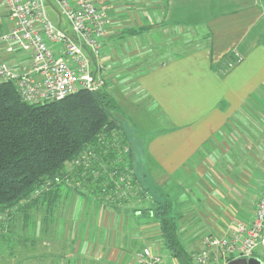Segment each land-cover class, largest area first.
Returning <instances> with one entry per match:
<instances>
[{
    "label": "crops",
    "instance_id": "0c3cea01",
    "mask_svg": "<svg viewBox=\"0 0 264 264\" xmlns=\"http://www.w3.org/2000/svg\"><path fill=\"white\" fill-rule=\"evenodd\" d=\"M100 1L112 21L102 60L109 67V94L112 98L120 95L134 70L143 68L136 89L157 106L170 127L149 140L150 155L144 160L151 165H146L145 172L150 173L153 166L160 170L157 175L150 173L158 191L174 187L188 201L190 195L208 201L202 219L200 214L196 219L190 216L193 221L186 219L196 209L189 201L179 220L185 224L179 226L180 240L193 256L203 238L198 234L223 235L238 223L251 225L264 188V0ZM9 26L0 1V37L9 32ZM154 32L162 42L167 41L155 60L147 54L155 45L148 41ZM196 32L204 34L196 39ZM179 45L184 51L178 50ZM0 61L16 62L1 45ZM139 197L150 199L143 193ZM110 210L81 220L73 239L67 238L68 228L60 241L51 242L49 236L47 241L53 246L46 254L50 255L49 250H75L58 254L62 264L67 263V255L75 264H133L136 254L146 248L155 250L147 247L153 241L145 234L138 232L137 238L127 235L129 223L140 222L139 213L120 216ZM199 218L201 229L191 230L190 223ZM0 220L2 233L17 229L21 216ZM86 222L93 224L88 231L83 229ZM117 222L126 225L120 227ZM158 234L152 244L167 250L161 230ZM14 251L5 252L12 255ZM171 260V264H179L173 257ZM211 264H217L215 258Z\"/></svg>",
    "mask_w": 264,
    "mask_h": 264
},
{
    "label": "trees",
    "instance_id": "16d2710c",
    "mask_svg": "<svg viewBox=\"0 0 264 264\" xmlns=\"http://www.w3.org/2000/svg\"><path fill=\"white\" fill-rule=\"evenodd\" d=\"M111 97L105 89L96 93L82 91L60 101L30 105L22 101L13 82L0 86L1 215L12 214L16 209L26 212L37 206L39 197L34 196L40 191L45 192L42 200L45 203L57 202L62 183L70 178L68 166L72 164L78 165V182L85 185L89 197L98 193L99 199L105 201L115 192L119 183L115 179L121 175L107 167L109 160L113 162L121 156L122 148L129 143L125 127L111 111L117 107ZM120 136L124 139L122 148ZM86 158L89 163L84 162ZM99 158L103 162L108 160L107 173L108 170L116 173L114 181L102 176L105 172ZM98 168L102 177L96 180L91 175ZM125 185L135 189L136 182L125 178L121 187ZM77 192L84 198L80 189ZM142 193L152 197V210L148 214L156 213L164 245L171 256L179 264H196L180 240L179 220L183 214L175 213L169 193L163 191L159 197L149 185ZM108 208L114 209L113 205Z\"/></svg>",
    "mask_w": 264,
    "mask_h": 264
},
{
    "label": "built area",
    "instance_id": "2783aa9c",
    "mask_svg": "<svg viewBox=\"0 0 264 264\" xmlns=\"http://www.w3.org/2000/svg\"><path fill=\"white\" fill-rule=\"evenodd\" d=\"M0 1L11 24L0 44L14 60L20 59L18 65L0 64V86L13 82L22 101L30 105L104 90L108 76L103 47L112 21L100 0ZM47 5L66 19L69 29L51 22ZM119 194L125 197L127 190ZM256 205L251 225L238 223L226 234L203 237L192 256L194 262L211 264L215 258L217 264H230L253 258L257 249L264 248V188ZM133 260V264H165L150 248Z\"/></svg>",
    "mask_w": 264,
    "mask_h": 264
},
{
    "label": "rangeland",
    "instance_id": "374dc122",
    "mask_svg": "<svg viewBox=\"0 0 264 264\" xmlns=\"http://www.w3.org/2000/svg\"><path fill=\"white\" fill-rule=\"evenodd\" d=\"M46 13L54 25L59 26V24L62 23L61 25H63V27H65L66 29L69 28L68 25L69 23L66 21V19L60 16L58 13H56L55 9L52 6L50 5L46 6ZM196 33H197L196 39H199L201 35L204 34V32H196ZM161 40L162 39L159 37V34L157 32L150 34L148 41H150L151 44L152 43L155 44L154 48L153 47L150 48L149 49L150 51L147 52L148 56H150L151 59L157 57L156 53L159 52L160 49L161 50L164 49L165 46L162 48L161 45L167 44V41L162 42ZM179 46L181 47H179L178 50L184 51L182 45ZM169 52L170 51L168 50L164 51V53H169ZM4 53L7 54L5 50ZM142 57L145 58L144 55ZM19 62L20 59L16 58L15 63L17 64ZM128 62H134V61L130 60ZM15 63H11V64H15ZM0 64H3L2 61H0ZM141 70H143V68ZM141 70L139 69L134 70L132 75L133 77H130V79L127 82L128 84H126L124 87L121 88L122 91H120L121 92L120 95L118 94L115 97H113V100L117 107L116 109H112L111 111L113 112L114 117L119 120V123L124 125L125 127L123 129L124 135L127 138L128 140L127 142L129 144L124 146V148H122L121 143L124 141V139L122 138V136L119 137L118 139L120 146L119 148H122L124 153H122L121 156L115 158L113 162L109 160V167H107L106 165L108 160L103 162L104 160L99 158V160L100 159L102 160V162H100V166L103 168L105 172L102 174V176L104 177L108 176V178L112 177L110 180L114 181L116 173L114 172L112 173L113 169L118 170L119 171L118 173L121 175L118 180L115 179L116 182H119L115 192L112 193L111 196L110 195L107 196L105 201L99 199L100 197L98 193L97 194L93 193L92 197L91 196L89 197V193H87L85 185L82 184L81 182H78V175H77L78 165L72 164L68 166V172L70 178L65 179L64 182L62 183L63 186L60 187L61 189L59 190V194L61 193L60 194L61 197L57 200V202L50 203L49 201H47L45 203L44 201H42L45 192L40 191L39 193H36V195L34 196V198H36V196L39 197L40 203L37 206L29 208L28 210H26V212L25 210L21 212L20 209L19 210L16 209L12 212V214L9 215L0 214L1 219L6 217L10 218L13 217L14 215H16V217L21 216V223L18 224L17 229L5 230L2 233H0V264H25V263L32 264L34 262H36L34 264H62L61 260L59 259L60 256L58 254H63V253L69 254L70 252L75 250H54V251L49 250L50 255L46 254L45 250L48 249V247L53 246L47 241L49 236L51 238V240L49 241L51 242L60 241L59 237L64 235L63 234L64 230L68 228L67 238L72 237L73 239L75 234H77L76 229L79 231L81 228L80 225L81 220L90 219V217H92V214L98 215L99 213H104L102 210L106 209V207L107 208L110 207L111 205H113L114 209L110 210L112 211L110 213L115 215L134 216L137 213L140 214V218H139L140 222L138 223L130 222L129 224L131 225L129 226V228H127L128 226L126 227V229H128L127 235H130L132 238L133 237L137 238L138 232H141V234H139L140 236H142V234H145L146 237L151 238L148 241L155 242V240L157 239L156 236H159L158 233L160 232V224L156 217V213L155 215L148 214V212L152 210V204H153V200L151 199L152 197H149L150 195L148 196L146 195V197H149L150 199L149 201H144L143 199H140L139 196H142V191L145 190V186L149 185V187L152 188L153 192L157 193V195L160 197L161 194L159 193H161V191H158L159 189L157 190L155 184L152 183L154 175L152 176L150 174L153 173L157 175L160 172V170L154 169L153 166V168H151L150 170V173L145 172L146 165L150 166L151 164L148 165V163H146V160H144V156L146 154L150 155L149 148L151 147H149L150 145L149 140H152L156 133L160 131H164L167 128L169 130L170 127L167 126L166 121H164L165 118L160 112V110L157 109V106L154 103H152L150 99L145 96V94H143L140 90L136 89L137 85L135 84V82L137 81L139 74L145 73ZM109 75H110L109 67H107V76L110 79ZM113 80H116V77ZM124 83L126 82L123 79L122 84ZM107 85H105L104 88L105 90H107V87H109ZM106 92L108 94L110 93L108 90ZM84 162L89 163V159L86 158ZM106 167L112 170H108L107 173ZM100 170L101 169L98 168L97 171L91 176L94 177V179L96 180L102 177L99 174ZM121 177L133 179L134 182H136V185L134 186L135 189H131L130 185L128 186L125 185L122 188L121 184L123 182L120 181ZM78 189L81 190L85 199L78 196V192H77ZM126 190H127V195L125 197H121L119 193L124 192ZM165 192H168L170 198L174 201L173 207L175 213H179V211H183L184 206H188L189 205L188 203L191 202L192 204V202H194L195 205L193 206H195L196 209L192 211V214L187 215L186 219H190V216H193L194 219H196L199 217V214L201 215V219H202L203 215L205 214V211L203 209L206 208L205 206L208 205V201L202 198L200 199V196L198 195H196L198 197H195L193 195H190L191 193H189L190 195L189 196L190 202H189L186 195H181L183 193L179 192L178 190H175L174 187H172V190L167 189V191ZM72 196H75L76 200H74ZM119 197L121 199H117ZM70 214L72 215L71 221L69 218ZM27 215H34L35 218L34 219L31 218L32 216L25 218V216ZM201 219L199 218L197 222L190 223L192 225L191 230L197 232L201 229L203 225ZM121 224L123 226L126 225L124 222L123 223L117 222V225L120 227H122ZM90 225L93 226V224ZM90 225L89 222H86L83 228L84 231H88V229H90L88 228ZM179 226L181 229L185 227V224L183 222L182 223L180 222ZM180 232H179L180 238L183 240V236L181 235ZM206 235H208V233L205 232H203V234H198L199 237L200 236L205 237ZM43 239L45 240V243H43L44 242ZM135 241L137 242V240ZM153 242L147 243V247L150 246L154 247L155 249L154 252L157 255L161 256V259H163L164 263L171 264L170 260L172 259V256L171 254H169V251L158 250L157 247L160 246L155 244L153 245L152 244ZM37 247L39 250H35ZM7 250H16V252L14 251V253L10 255L9 253L5 252ZM27 250L28 251L35 250V251H33L32 254L31 253L27 254L26 252ZM42 250L45 251V254L43 253ZM131 251L133 252L136 250H131ZM255 255L258 256L261 259V261L264 263V249H257ZM67 258L68 261L66 264L76 263L74 260L71 259V256L67 255ZM26 259H28L29 261L27 262Z\"/></svg>",
    "mask_w": 264,
    "mask_h": 264
},
{
    "label": "water",
    "instance_id": "95a60500",
    "mask_svg": "<svg viewBox=\"0 0 264 264\" xmlns=\"http://www.w3.org/2000/svg\"><path fill=\"white\" fill-rule=\"evenodd\" d=\"M230 264H262V262L258 260L257 258L253 257L248 260L246 259L236 260V261L231 262Z\"/></svg>",
    "mask_w": 264,
    "mask_h": 264
}]
</instances>
